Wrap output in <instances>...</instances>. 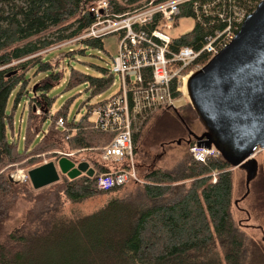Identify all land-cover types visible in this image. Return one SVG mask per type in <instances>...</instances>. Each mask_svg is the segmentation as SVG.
Returning <instances> with one entry per match:
<instances>
[{
  "label": "trees",
  "instance_id": "trees-1",
  "mask_svg": "<svg viewBox=\"0 0 264 264\" xmlns=\"http://www.w3.org/2000/svg\"><path fill=\"white\" fill-rule=\"evenodd\" d=\"M88 1L0 0V264H249L251 259L258 261L259 248L252 243L247 246L246 235L232 221V172L218 155L197 162L189 154L178 176L150 167L139 176L143 194L151 202L172 194L178 183L187 182V187L179 184L181 192L170 203L142 207L117 200L115 193L121 187L96 188L97 174L124 168L114 162L100 161L101 150L111 141L112 134L94 129L89 112L104 101L87 104L85 112L70 121L66 120V105L50 113L53 98L49 93L63 75L54 70L51 58L46 56L66 43L79 44L81 48L62 53L64 57L83 55L84 48L101 49L103 37L71 42L93 22L85 10ZM147 1L108 0L107 11L117 15ZM163 1L167 0H156ZM232 4L249 13L256 0L181 3L175 25L182 18H191L194 25L188 33L173 38L174 46L199 50L207 37L224 27V21L217 15H229ZM194 5L200 17L198 21H194ZM202 7L206 8V16ZM151 23L140 29L148 33ZM207 60L201 54L196 63L205 64ZM94 69L101 77L71 68L66 89L85 84L91 96L105 91L111 75L97 67ZM28 70L32 75L45 73L32 90L28 86ZM178 96L171 89V97ZM10 101L12 107L7 113ZM20 101L27 106L22 150L18 149L12 115V109ZM185 108L191 110L189 104L179 110ZM166 111L172 110L163 108L156 112ZM153 115L132 135L133 157L139 137ZM47 118L49 125L35 142ZM57 120L62 121V128L56 127ZM66 153H74L70 159L74 163L86 162L93 176L80 175L72 180L60 176L58 182L39 190H33L28 180L15 183L10 179L17 168L36 167L42 154L48 161H57ZM102 196L106 201L92 213L64 215V202L77 204ZM20 203L27 205L22 222L4 234V225Z\"/></svg>",
  "mask_w": 264,
  "mask_h": 264
},
{
  "label": "built area",
  "instance_id": "built-area-1",
  "mask_svg": "<svg viewBox=\"0 0 264 264\" xmlns=\"http://www.w3.org/2000/svg\"><path fill=\"white\" fill-rule=\"evenodd\" d=\"M188 1L191 0H167L159 3L148 0L117 15L108 13V0H89L85 6L93 22L80 37L71 42L115 35L118 47L110 73L118 77L119 90L114 96L93 107L89 113L94 129L112 134L111 141L101 150L100 161L114 162L121 167L124 165V168L97 174L98 190L122 187L127 183L142 184L133 163V133L139 130L144 120L153 112L163 108L178 109L185 104L186 81L192 73L204 66L196 63L197 58L205 54L209 60L228 45L245 16L255 7L247 13L232 4L229 15H217L218 19L224 21V27L207 37L199 50L190 47L176 48L173 38L168 37L165 32L175 25L179 5ZM259 1L256 0V4ZM202 11L206 16L205 7ZM193 13L194 21H198L200 17L196 5L193 6ZM154 16L158 17L153 21ZM148 23L152 27L146 33L140 28ZM171 89L180 96L171 97ZM55 125L63 127L61 120H57ZM190 153L197 162H204L207 157L218 155L212 147L206 149L195 144L190 148ZM73 154H62V157L70 160ZM46 163L47 161H43L41 165ZM10 179L13 182H24L27 177L25 172L16 169L10 174Z\"/></svg>",
  "mask_w": 264,
  "mask_h": 264
},
{
  "label": "rangeland",
  "instance_id": "rangeland-1",
  "mask_svg": "<svg viewBox=\"0 0 264 264\" xmlns=\"http://www.w3.org/2000/svg\"><path fill=\"white\" fill-rule=\"evenodd\" d=\"M193 25L194 22L191 18H182L177 21L175 26L166 31L165 34L170 38H174L191 31ZM66 45L67 44H63L62 46L65 47L52 51L46 56L51 58L54 70H59L63 75L59 83L56 84L49 93V96L53 98L49 111L50 113H54L62 106L66 105V120L70 121L71 119L80 117L85 112V106L87 104H95L114 96L119 90L120 82L116 75H111L110 73L112 60L116 57L118 48L117 37L115 35L103 37L101 39V49L84 48L83 55L72 54L70 57L62 56V53L81 48L79 44ZM94 67L105 70L107 74L111 75V81L105 91L99 95L91 96L89 91L86 90L85 84L66 89L68 73L71 68L85 75L101 77V73L95 70ZM27 72L29 78L28 86H30L32 90L36 82L39 81L45 73L37 72L35 75H32L30 70ZM184 100L185 104L180 108L186 105L187 100ZM67 101L68 103H66ZM11 107L12 104L10 101L8 102L7 113H10ZM180 108L176 109V111H178L176 115L172 111H166L164 114L153 112V118L146 125L139 137L138 143L136 144V152L134 153L135 156L133 157L135 171L137 167L136 174L139 179V176H142L148 167L151 169L168 171L178 176L185 158L189 154L191 156L190 148L192 146L190 145L193 141L192 137L188 136V131L192 134L200 135L204 130L196 116L192 113V110L185 108L180 111ZM26 114L27 106L24 101H20L19 104L12 109L13 127L15 137L18 134L19 150H22V136ZM48 125L49 118L45 119L42 123L41 130L37 134L38 138L34 139L35 142L42 136V133L45 132ZM9 138L8 135V139ZM178 141L179 143L177 144ZM39 157L40 162L37 166L41 165L43 161H48L43 154ZM80 157L82 158V156ZM254 159L257 163V173L255 178L249 183L248 194L245 197H243L245 193V174L242 170L231 169L232 189L230 214L234 225L246 235V245L248 246L252 243L259 248V250L256 249L259 252L260 259L254 262L252 261L253 259H251L249 260V264H264V150H257ZM51 162L55 163L56 161L53 160ZM17 169L25 173L28 170L26 168ZM179 184L182 183H178L175 186L172 194L155 202L149 201L144 196L143 189L139 183L125 184L115 193V197L119 201L132 202L142 207L150 206L153 203L156 205L170 203L173 202L181 192V186ZM182 185L187 187L188 183L184 182ZM105 201L106 197L102 196L88 199L77 204L64 202V215L90 214L99 209ZM26 208L27 205L22 203L16 205L15 209L12 211L11 218L4 225V234L12 232L19 226L24 218Z\"/></svg>",
  "mask_w": 264,
  "mask_h": 264
},
{
  "label": "water",
  "instance_id": "water-1",
  "mask_svg": "<svg viewBox=\"0 0 264 264\" xmlns=\"http://www.w3.org/2000/svg\"><path fill=\"white\" fill-rule=\"evenodd\" d=\"M185 89L204 130L200 135L188 131V136L197 147H213L231 169L244 172L245 197L257 173L255 151L264 150V0L245 16L229 44L188 77ZM80 175L92 177L93 170L64 157L26 171L33 190L60 176L72 180Z\"/></svg>",
  "mask_w": 264,
  "mask_h": 264
},
{
  "label": "flooded vegetation",
  "instance_id": "flooded-vegetation-1",
  "mask_svg": "<svg viewBox=\"0 0 264 264\" xmlns=\"http://www.w3.org/2000/svg\"><path fill=\"white\" fill-rule=\"evenodd\" d=\"M181 117V116H180ZM183 127H185L184 125H182ZM185 129V128H184ZM186 130V129H185Z\"/></svg>",
  "mask_w": 264,
  "mask_h": 264
}]
</instances>
